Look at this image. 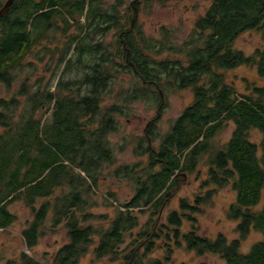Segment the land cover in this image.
I'll use <instances>...</instances> for the list:
<instances>
[{
  "label": "trees",
  "instance_id": "trees-1",
  "mask_svg": "<svg viewBox=\"0 0 264 264\" xmlns=\"http://www.w3.org/2000/svg\"><path fill=\"white\" fill-rule=\"evenodd\" d=\"M4 1L0 0V9ZM131 8L124 0L111 5L105 0H15L0 19V82L12 87L16 71L34 47L52 42L59 31L68 38L62 49L56 48L66 70L83 71L79 79L60 77L55 90L48 83L46 90L39 85L30 93L23 83L28 106L20 115L16 96L0 99V125L5 128L0 136V230L17 220L10 206L23 202L33 214L23 231L29 249L45 235L67 230L69 241L48 259L49 264H80L92 248L97 259L166 264L174 247L183 245L199 256L218 254L228 264H264V86L254 83L250 95H239L224 75L246 65L256 66L264 77V43L250 56L235 47L244 33L255 29L262 32L264 42V0H212L185 45L186 59L173 62L156 61L150 52L156 46L143 42L142 32L133 28L135 20L130 25L123 22ZM74 27L77 33L69 34ZM110 28L118 33L114 43L106 45L103 40ZM124 72L133 75L132 90L121 89L116 101L106 104L110 86ZM164 74L168 87L192 88L194 101L159 149L148 142L144 167L135 164L113 171L132 180L134 196L121 202L110 194L101 201V176L115 159L108 140L118 126L115 116L124 115L132 101L152 100ZM44 107L51 111L47 121L36 114ZM231 121L236 126L232 137L216 144L219 132ZM252 129L262 133L261 144L250 140ZM202 164L207 167L206 186L231 184L237 194L230 209V218L239 221L237 239L229 241L221 233L213 240L199 233L195 215L212 200L213 192L198 195L193 203L183 198L179 211L165 215L179 177L195 173ZM99 206L115 211L96 213ZM185 221L192 225L187 233L182 232ZM253 230L263 239L243 253L242 242ZM162 239L166 256L152 257ZM0 264L44 263L25 252L6 259L0 251Z\"/></svg>",
  "mask_w": 264,
  "mask_h": 264
},
{
  "label": "rangeland",
  "instance_id": "rangeland-1",
  "mask_svg": "<svg viewBox=\"0 0 264 264\" xmlns=\"http://www.w3.org/2000/svg\"><path fill=\"white\" fill-rule=\"evenodd\" d=\"M7 0L4 1L3 5ZM109 5L116 0H105ZM126 5H131L128 16L123 20L130 22L135 20L134 29L142 32L143 42L146 40L148 46H156L150 52L156 61L169 60L171 62L186 59L185 45L191 39L196 21L202 16L212 0H172L165 4L147 0H124ZM138 1V4L135 2ZM126 7V6H125ZM85 22V17L82 18ZM127 23V25H128ZM77 33L74 27L69 34ZM117 31L110 28L104 38L106 45H112L117 37ZM56 39L45 40L41 45L35 46L32 52L24 60V64L16 71L17 79L12 87L0 82V99H10L16 96L19 101L17 115H20L28 106V97L22 93L23 83L27 84V90L33 93L41 85L42 90H46L47 84L51 83L52 90H55L56 83L60 77L65 80L79 79L82 70L74 67L72 71H67L61 51L56 52V48H63L65 34L61 31L56 33ZM97 39H101L97 37ZM66 41V40H65ZM262 32L258 29L244 33L235 44V47L244 51L246 55H254L257 49L263 47ZM49 49L51 51H49ZM74 56V55H72ZM70 57V56H68ZM87 63V62H86ZM226 82L231 85L239 95L252 93V84L264 86V77L260 76L256 66H240L236 69L224 72ZM133 75L124 72L119 75L116 83H113L111 94L106 98V104H111L117 99V92L121 89L132 90ZM166 75H162L161 87L155 86V94L152 100L132 101L125 106L124 115H116L117 129L112 131L108 140L111 141V148L114 153V162L104 169L100 180L99 198L102 201L105 196L111 198L115 195L121 202L130 200L135 194V186L132 180H127L113 171L120 167L137 164L144 167L148 161L146 151L148 142L152 149H159L164 136L171 130L177 119L184 110L193 103L194 91L192 88L179 90L168 87ZM250 85V86H249ZM161 96V101L158 100ZM157 97V98H156ZM123 103V101L121 100ZM160 104H162L160 106ZM37 115H43L45 121L51 116V111L47 112L46 107L38 110ZM19 119V116H18ZM152 125V127H151ZM151 127L154 138L148 141L147 130ZM236 126L230 122L222 129L215 143L224 144L230 140ZM5 128L0 125V136ZM250 140L261 144L263 135L258 129L250 131ZM178 185L173 200L165 210V215L171 210H178L180 200L188 199L191 203L198 195L206 196L208 192H213L212 200L201 206L200 213L196 214L198 220L199 233L213 240L219 234H224L229 241L237 239L240 234L237 230L239 221L230 218L231 206L236 202L237 194L232 185L226 187L206 186L207 167L200 165L199 169L189 175L179 177ZM116 204V203H115ZM261 203L256 209L262 207ZM17 220L6 230H0V251L6 259L18 258L25 252L38 261L49 264L48 259L57 250L69 241L67 230L54 234H47L39 240L38 245L29 249L23 237V231L27 228L28 222L33 219L32 211L23 202H16L10 206ZM96 213H113L115 208L99 206L94 209ZM192 225L185 221L182 232L187 233ZM263 239V235L257 231H252L242 242L241 250L248 253L251 247ZM171 243V242H170ZM172 244V243H171ZM161 245H165L164 239L160 241L157 250L152 257L163 258L166 252ZM80 264H121L113 262L111 258L97 259L93 248L80 261ZM166 264H228L227 261L218 254L197 255L195 251H189L185 245L174 247V253Z\"/></svg>",
  "mask_w": 264,
  "mask_h": 264
},
{
  "label": "water",
  "instance_id": "water-1",
  "mask_svg": "<svg viewBox=\"0 0 264 264\" xmlns=\"http://www.w3.org/2000/svg\"><path fill=\"white\" fill-rule=\"evenodd\" d=\"M14 2H15V0H7L6 1V3L0 9V19L9 12V10H10V8Z\"/></svg>",
  "mask_w": 264,
  "mask_h": 264
}]
</instances>
